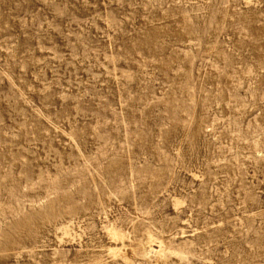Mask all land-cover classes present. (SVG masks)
Masks as SVG:
<instances>
[{"label":"rangeland","instance_id":"374dc122","mask_svg":"<svg viewBox=\"0 0 264 264\" xmlns=\"http://www.w3.org/2000/svg\"><path fill=\"white\" fill-rule=\"evenodd\" d=\"M247 1L0 0V264H125L110 222L132 264H264ZM69 219L82 239L60 243Z\"/></svg>","mask_w":264,"mask_h":264},{"label":"bare ground","instance_id":"6f19581e","mask_svg":"<svg viewBox=\"0 0 264 264\" xmlns=\"http://www.w3.org/2000/svg\"><path fill=\"white\" fill-rule=\"evenodd\" d=\"M173 204L176 208H178V207L182 206L184 204V202L182 201V199L180 197L174 196L173 197ZM74 226H75V221L73 219H71V220L69 219L68 221L62 223L56 229V233H54V234L57 236V239L59 240L60 243L66 242V241L77 240V237L82 239V236L78 232V230L73 228ZM76 227H78V229H81L82 225H78ZM103 228H104L103 231H105V234L109 237V239L111 241H113L115 243H121V245L109 246V248H108L109 254L108 255L112 256V257L120 258L125 264H132V262H133V257L131 255L132 251L130 252L129 245L125 244V240H127V238L129 240L128 232L123 230L122 228H120L115 222H110L109 225H105V226H103ZM154 243H158V248H159L158 250H155V251L162 253L163 247H164L162 242L160 240H156L154 238H148L147 242L143 245L145 247V249H147L148 254H149V252H151V250H154ZM112 259H114V258H112Z\"/></svg>","mask_w":264,"mask_h":264}]
</instances>
